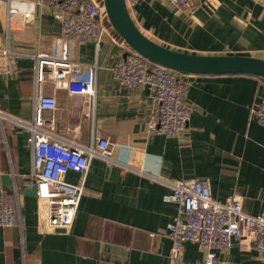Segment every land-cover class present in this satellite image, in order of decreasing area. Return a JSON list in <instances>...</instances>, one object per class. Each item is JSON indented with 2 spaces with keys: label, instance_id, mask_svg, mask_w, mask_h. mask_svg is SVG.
Masks as SVG:
<instances>
[{
  "label": "crops",
  "instance_id": "obj_1",
  "mask_svg": "<svg viewBox=\"0 0 264 264\" xmlns=\"http://www.w3.org/2000/svg\"><path fill=\"white\" fill-rule=\"evenodd\" d=\"M32 13L9 14L0 0V109L30 121L33 116L32 56L54 53L62 43L55 10L40 0ZM196 9L144 0L130 13L148 38L174 51L195 55H243L264 59V2L194 0ZM73 59L97 65L95 99L43 87L57 107L45 111L47 127L68 141L91 145L107 138L113 157L159 181L203 179L220 202L234 197L246 213H264V127L254 109L264 97V79L251 75H191L155 70L144 85L129 86L114 76L128 50L104 32L99 51L76 46ZM189 119L184 131L183 119ZM155 123L154 134L149 127ZM0 146L1 177L9 175L21 227H0V264H168L167 225L177 206L169 186L120 166L91 159L78 211L68 229L48 228L46 203L25 195L31 187L32 154L24 130L5 126ZM65 180L77 184L69 172ZM17 197V198H16ZM17 199V202H16ZM221 264H264L250 241L218 251ZM184 260L196 263L204 252L184 243Z\"/></svg>",
  "mask_w": 264,
  "mask_h": 264
},
{
  "label": "built area",
  "instance_id": "obj_2",
  "mask_svg": "<svg viewBox=\"0 0 264 264\" xmlns=\"http://www.w3.org/2000/svg\"><path fill=\"white\" fill-rule=\"evenodd\" d=\"M40 1L55 10L54 18L61 26L62 43L54 53L32 56L35 60L32 119L25 121L0 109V146H7L5 126L28 133L27 141L32 154L30 178L36 188L37 198L46 203V225L51 229H68L78 211L91 159H99L107 167L120 166L154 180L158 179L143 170H134L117 161L112 155L109 140L100 134H96L93 143L87 146L56 136L47 127L43 113L54 111L57 101L54 95H44V85L49 83L53 91L65 90L70 95L95 99L97 65H86L88 68L83 74L84 63L73 59V49L92 43L98 52L103 33L112 32L103 0ZM143 1L125 0L129 13ZM158 1L188 12L196 9L194 0ZM33 9V2L9 0V14L32 13ZM112 35L129 53L123 66L114 71V76L124 84L142 86L149 78L147 73L155 70L168 71L171 78L179 74L149 62L116 35ZM8 53V50H2L0 46V55ZM254 116L264 127V97L257 103ZM185 121L186 117L182 121V129ZM155 131L153 123L149 127V133L154 134ZM69 172L80 176L77 184L65 180ZM159 182L169 186L171 194L167 200L173 202L178 209L175 218L167 225V237L171 242L168 264H221L217 252L230 248L235 239L239 240V245L244 249L253 241L256 251L264 260V213L249 215L234 197L224 202L214 199L208 182L203 179ZM16 225L21 227L18 204L0 191V227ZM187 241L195 243L204 252L201 261L190 263L184 260V243Z\"/></svg>",
  "mask_w": 264,
  "mask_h": 264
},
{
  "label": "water",
  "instance_id": "obj_3",
  "mask_svg": "<svg viewBox=\"0 0 264 264\" xmlns=\"http://www.w3.org/2000/svg\"><path fill=\"white\" fill-rule=\"evenodd\" d=\"M111 32L124 41L135 53L162 68L191 75H251L264 79V59L243 55H195L166 48L143 34L134 23L125 0H103ZM189 119L184 123V131ZM6 195H12V178L1 177ZM25 195L36 197L34 185Z\"/></svg>",
  "mask_w": 264,
  "mask_h": 264
}]
</instances>
